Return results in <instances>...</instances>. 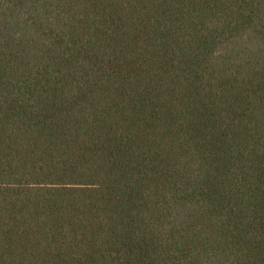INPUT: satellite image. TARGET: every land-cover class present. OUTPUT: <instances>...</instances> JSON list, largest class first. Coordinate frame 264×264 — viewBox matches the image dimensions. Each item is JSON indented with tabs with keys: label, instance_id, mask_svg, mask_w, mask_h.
I'll list each match as a JSON object with an SVG mask.
<instances>
[{
	"label": "trees",
	"instance_id": "obj_1",
	"mask_svg": "<svg viewBox=\"0 0 264 264\" xmlns=\"http://www.w3.org/2000/svg\"><path fill=\"white\" fill-rule=\"evenodd\" d=\"M0 264H264V0H0Z\"/></svg>",
	"mask_w": 264,
	"mask_h": 264
}]
</instances>
